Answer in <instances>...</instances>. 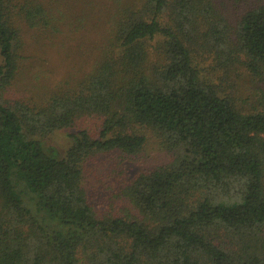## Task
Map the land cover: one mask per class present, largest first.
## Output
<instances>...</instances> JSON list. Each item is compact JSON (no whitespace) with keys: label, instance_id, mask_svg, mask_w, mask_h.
Wrapping results in <instances>:
<instances>
[{"label":"trees","instance_id":"16d2710c","mask_svg":"<svg viewBox=\"0 0 264 264\" xmlns=\"http://www.w3.org/2000/svg\"><path fill=\"white\" fill-rule=\"evenodd\" d=\"M224 4L0 0V264H264V0Z\"/></svg>","mask_w":264,"mask_h":264},{"label":"rangeland","instance_id":"374dc122","mask_svg":"<svg viewBox=\"0 0 264 264\" xmlns=\"http://www.w3.org/2000/svg\"><path fill=\"white\" fill-rule=\"evenodd\" d=\"M216 1L221 5H223V2H224L225 3L224 5L227 4L228 6H230L232 13H235L234 11L236 10V8L235 6L231 5L232 0H216ZM91 33L94 39L87 41V38H86L85 39L86 41H84V44H83L85 48L87 45L94 44L99 37L98 32L96 30L91 31ZM95 37L97 38L95 39ZM69 39H70L69 45L71 47L74 46L78 42L72 38H69ZM71 55L73 57H81V56L85 57L86 53L81 56H78L80 54L74 55L73 53H71ZM48 56L51 58L52 61H54L55 63L54 70L60 76L64 69V65H61V63H64V59L60 58V57H63V55H59V53L55 51L53 54L51 55L49 54ZM25 81H26L25 85L28 83V86H29L30 79H26L24 80V82ZM50 139H51L50 141L53 144H55L57 147H59L62 151L67 147L68 138H67L65 131L57 132ZM144 151H145V156L144 157L142 156L143 160L136 161L137 164L139 165L146 164L143 162L145 160L147 164H159L167 160L166 153L160 150L159 146L156 143H154V141L149 142L146 148L144 149ZM117 161H119L118 157L114 156L111 153L109 154L106 153L102 155L99 163L96 164L92 168V171H91L92 179L90 180L88 179L90 181V185L93 186L91 190L94 192V194H97L96 195L97 200L102 201V203L107 201V194H108V191L110 190L109 186L111 185V182L116 181V180H119V181L121 180V178H118V176H116L117 174L119 175V172L117 173L113 172V167L117 164L116 163ZM117 166L119 167V165Z\"/></svg>","mask_w":264,"mask_h":264}]
</instances>
